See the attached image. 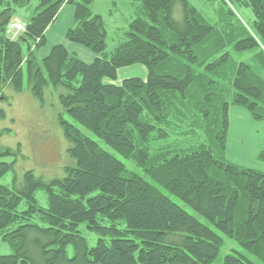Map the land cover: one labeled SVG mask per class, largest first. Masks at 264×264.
Masks as SVG:
<instances>
[{
    "label": "trees",
    "instance_id": "1",
    "mask_svg": "<svg viewBox=\"0 0 264 264\" xmlns=\"http://www.w3.org/2000/svg\"><path fill=\"white\" fill-rule=\"evenodd\" d=\"M92 1L0 0V100L5 86L21 92L26 84L43 104L49 89L73 160L61 178L43 181L28 170L19 184L0 183V240L11 248L0 264H212L225 238L239 250L220 264H264V172L225 157L230 106L264 121V0H217L216 24L187 0H133L125 39L107 54ZM65 3L74 6L66 39L97 55L89 63L61 44L35 55ZM234 5L253 20L241 22ZM30 8L11 38L6 25ZM242 52L253 54L232 58ZM133 64L145 67L144 79L106 80ZM257 159L264 162V151ZM13 165L0 162V177ZM80 225L97 236L94 244Z\"/></svg>",
    "mask_w": 264,
    "mask_h": 264
},
{
    "label": "rangeland",
    "instance_id": "2",
    "mask_svg": "<svg viewBox=\"0 0 264 264\" xmlns=\"http://www.w3.org/2000/svg\"><path fill=\"white\" fill-rule=\"evenodd\" d=\"M187 1L197 9L198 13L208 23H217L219 16L217 14L220 7L217 0ZM137 4L138 2L133 0L94 1L93 11L101 14L105 24L107 33L106 54L111 52L120 41L125 39L128 23L135 16L134 11ZM31 10V8L29 10L19 9L16 11V14L21 20L26 21ZM233 11L235 16L243 23L249 24L253 20V14L249 8L234 5ZM172 16L176 20L181 18V7L179 3L174 4ZM84 48L88 49L86 47ZM74 53L71 54L79 58L78 53ZM252 54L253 53L247 52L231 53L232 58L236 61L248 60ZM35 55L38 56L37 50ZM140 71H142V73ZM129 77L145 78V67L141 64L121 67L117 70L114 80H106L117 84L124 78ZM48 90L49 89H46L44 91L46 102L42 104L39 100L31 96L26 84L21 92L13 91L10 86L4 87L3 93L6 99L0 100V131H2L0 133V148L15 149L18 144L20 146L18 153L15 155H0V162L14 161L12 168L0 177V183L6 186H11L13 183L19 184L23 172L28 170H31L35 176L40 177L43 181L61 178L64 175L63 167L73 162L66 152L68 143L57 121V114L61 109L57 100H52L53 97L48 96ZM83 131L86 135L103 145V143L90 132ZM127 165H131V163L127 162ZM238 165L244 166L242 164ZM35 196L39 205H46V195L41 189L36 191ZM184 208L188 212L194 214L188 207ZM201 220L203 221V219ZM79 230L88 240L89 245L94 244L97 238L96 235L90 233L84 225H80ZM177 240L178 238L175 236H167L165 242L171 243ZM232 250H239V247L232 240L225 238L224 245L219 251L218 258L212 264H220L221 258ZM9 253H11V248L0 240V254ZM67 254L68 256L72 255V248L70 246L67 248Z\"/></svg>",
    "mask_w": 264,
    "mask_h": 264
},
{
    "label": "crops",
    "instance_id": "3",
    "mask_svg": "<svg viewBox=\"0 0 264 264\" xmlns=\"http://www.w3.org/2000/svg\"><path fill=\"white\" fill-rule=\"evenodd\" d=\"M94 1L91 3L92 12H94ZM73 13L72 4L65 3L59 8L55 20L45 29V45L37 49L39 58L46 56L56 44L63 45L70 54L77 52L80 60L86 63L97 57L90 50L66 39V31L73 23ZM262 151H264V121H255L246 109L231 106L228 109V131L225 143V155L228 161L264 172V162L257 159V155Z\"/></svg>",
    "mask_w": 264,
    "mask_h": 264
},
{
    "label": "built area",
    "instance_id": "4",
    "mask_svg": "<svg viewBox=\"0 0 264 264\" xmlns=\"http://www.w3.org/2000/svg\"><path fill=\"white\" fill-rule=\"evenodd\" d=\"M23 30H24V23H22L19 20L10 21L6 25V29H5L6 34H8L11 38H14L15 36H17V34H19Z\"/></svg>",
    "mask_w": 264,
    "mask_h": 264
}]
</instances>
